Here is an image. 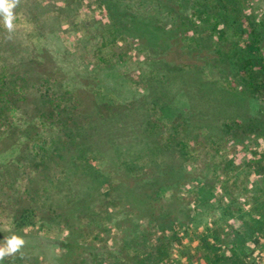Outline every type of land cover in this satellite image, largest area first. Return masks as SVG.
<instances>
[{
	"label": "trees",
	"instance_id": "trees-1",
	"mask_svg": "<svg viewBox=\"0 0 264 264\" xmlns=\"http://www.w3.org/2000/svg\"><path fill=\"white\" fill-rule=\"evenodd\" d=\"M57 1L52 11L46 1L17 0L16 11L34 29H0V217L7 219L0 221V241L22 239L26 264H223L205 239L194 263L172 253L179 225L194 219L179 214L196 139H210L207 154L218 152L228 137L240 139L231 132L236 118L264 135L263 118L250 116V94L264 98L255 30L249 23L239 55L224 53L222 43L229 17L235 24L248 15L247 6L239 7L246 2ZM83 1L105 14L103 43L123 37L150 53L144 75L128 79L113 65L69 85L65 53L58 55L43 30L58 33L59 16L76 13ZM220 10L214 32L201 36L199 18ZM213 49L222 74L208 78ZM209 208L203 201L193 209L201 224ZM251 228H244L247 236ZM231 254L224 264H244Z\"/></svg>",
	"mask_w": 264,
	"mask_h": 264
},
{
	"label": "rangeland",
	"instance_id": "rangeland-1",
	"mask_svg": "<svg viewBox=\"0 0 264 264\" xmlns=\"http://www.w3.org/2000/svg\"><path fill=\"white\" fill-rule=\"evenodd\" d=\"M23 1L33 3V0ZM42 1L50 3L52 11L57 10L56 5L59 4L57 0ZM244 1L246 3L240 2L239 7L247 6L245 11L248 15L239 14V20L235 24L232 21L234 19L229 17L226 40L222 42L226 45V49L224 48L226 52H223L228 55L232 53L239 55L242 52V41L245 37L243 34L249 32L248 24L251 23L264 58V0ZM12 2L16 6L17 0ZM15 6L12 9L11 30L17 33L33 30V23L20 11H16ZM220 11L210 13L208 20L204 17L199 18L202 21L198 24L201 36L206 37L214 32L212 26L215 21L212 17L214 15L222 17L224 11ZM228 12L231 10H227ZM59 19L58 33L49 36L47 31L43 30V35L48 37L47 43L59 53L58 55L65 53L63 62L72 70V77L69 80L71 87L78 79L95 76V69L109 70L113 65L120 67L119 72L124 73L128 79L136 80L140 75H144L151 60L150 53L140 49L138 42L123 37L115 39L112 44L103 43V38L108 37L103 31L107 21L97 3L83 1L76 13H62ZM2 27L9 29L5 25L3 14L0 13V29ZM107 39L111 42V37ZM211 55L213 59L211 64L214 67L206 68L205 76L219 77L222 68L219 60L213 58L214 49ZM48 66L49 70H52L51 65ZM250 97V116L253 120L256 118L264 120V98L251 94ZM81 98L84 106L90 104V97L84 95ZM236 119L240 124L231 128V132L236 133L240 139L228 137L225 144L215 147L218 152L212 151L208 154L204 148L207 146L208 149H213L209 144L210 139L199 136L192 146L188 169L193 178L180 189L179 219L186 222L182 219L186 213L194 219L186 226L179 225L177 253H172L176 260L178 257L182 258L181 263L184 259L194 263L195 259L200 257L197 251L205 239L213 259L223 264L225 260L231 259V253L239 255L244 264H264V135L251 133L253 122ZM203 201H207L210 208L207 212V221L201 224L199 219L195 218L196 212L193 209ZM4 214L8 217L7 213ZM0 221L6 222L7 219L1 216ZM247 227L253 228L251 236L244 232V228ZM261 228L262 236L259 233ZM115 237L121 238L118 234ZM237 237L239 238L237 242H240L238 248L235 246ZM113 243L111 242V249L114 248ZM6 244V240L0 241V247ZM25 256L24 252L18 249L0 258V264H26Z\"/></svg>",
	"mask_w": 264,
	"mask_h": 264
},
{
	"label": "clouds",
	"instance_id": "clouds-1",
	"mask_svg": "<svg viewBox=\"0 0 264 264\" xmlns=\"http://www.w3.org/2000/svg\"><path fill=\"white\" fill-rule=\"evenodd\" d=\"M15 4L12 0H0V13L3 14L5 25L11 29L13 14L12 9ZM23 244V240L18 237H11L6 246L0 247V258L12 254L18 250V248Z\"/></svg>",
	"mask_w": 264,
	"mask_h": 264
}]
</instances>
